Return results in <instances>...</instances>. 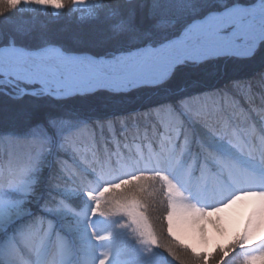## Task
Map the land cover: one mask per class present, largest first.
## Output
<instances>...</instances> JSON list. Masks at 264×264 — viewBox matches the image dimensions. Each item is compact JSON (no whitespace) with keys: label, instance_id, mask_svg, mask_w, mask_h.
Returning a JSON list of instances; mask_svg holds the SVG:
<instances>
[{"label":"snow or ice","instance_id":"6c2138e0","mask_svg":"<svg viewBox=\"0 0 264 264\" xmlns=\"http://www.w3.org/2000/svg\"><path fill=\"white\" fill-rule=\"evenodd\" d=\"M69 4L102 23L87 40L0 23V264H264V0H0V18ZM65 98L88 103L49 109Z\"/></svg>","mask_w":264,"mask_h":264},{"label":"rangeland","instance_id":"374dc122","mask_svg":"<svg viewBox=\"0 0 264 264\" xmlns=\"http://www.w3.org/2000/svg\"><path fill=\"white\" fill-rule=\"evenodd\" d=\"M72 5L69 4L64 11L63 15H53L51 11L45 13L43 11L37 12L25 8H21L20 10H12L11 18L4 21L0 18V23H2L3 27H15L18 25H23V27L29 31H33L39 33L40 31H47L50 33H55L66 40H73L75 37H81L85 40L89 38L91 34L94 33L95 30L102 27V23L100 21L92 20L89 18L81 19V16H88L87 5L83 6L82 11H77L72 13L69 11ZM27 20H31V22H27ZM27 22V23H25ZM30 23V24H29ZM34 23V24H32ZM68 99V98H67ZM66 98L60 102L66 101ZM72 100L71 102L77 106V109H81L88 102L77 100L74 98H69ZM68 99V100H69ZM60 102H52V104H56L59 107ZM93 108V107H89ZM53 113H56L57 110L53 108ZM20 148H15L16 151L24 150V144H17ZM23 146V147H22ZM0 151H3V147L0 146ZM259 199L256 197H244L242 200L237 201L236 203L230 205L229 207L223 209L219 213H213V218L219 217V222L222 227L225 229V233L223 235H219L215 233L211 226H209L210 236L213 238L211 243L208 246V250L212 251L216 244H227L234 236L239 234V232L244 227L245 221L248 218L249 214L252 212L253 208L258 206ZM162 212H152L149 211L150 222L153 225V228L158 236L159 242L161 244L171 243V238L167 237V225L166 222L162 220ZM158 215V219L156 217ZM153 219V220H152ZM264 234V233H262ZM178 235L181 236V239L185 242L192 243L193 238L191 233L188 232H178ZM175 247V246H174ZM175 250L181 256L184 255L182 249L176 247ZM160 252L164 254V257L172 261L173 264H180V261L174 260L172 256H170L164 248L159 249ZM158 264H162L157 258ZM238 264L239 259H237L233 264Z\"/></svg>","mask_w":264,"mask_h":264},{"label":"trees","instance_id":"16d2710c","mask_svg":"<svg viewBox=\"0 0 264 264\" xmlns=\"http://www.w3.org/2000/svg\"><path fill=\"white\" fill-rule=\"evenodd\" d=\"M27 22H31V20H27ZM27 22H25V23H27ZM30 24V23H29ZM32 24H34V23H32ZM241 76H243V74H240ZM210 83H216V84H218V82H216V81H212V82H210ZM220 86H222V85H220ZM67 99V98H66ZM69 99V98H68ZM66 100V101H63V102H60L59 103V107L56 105V104H52V102L48 105V107H49V109L53 112L54 110H53V108L54 109H56L57 110V112L56 113H61V112H71V111H73V110H75V109H77V106L76 105H74V103H72L71 101L72 100ZM259 104H260V101H259V99H256V101H255V103H253V105L254 106H256L257 107V109L259 108ZM241 105L244 107V108H246V106L248 105V104H245V102L244 101H241ZM80 110H83V107L80 109ZM90 113H93V112H96V109L93 107V108H88L87 109ZM112 111H115V109H113ZM25 150V149H24ZM24 150H21V151H17V152H23ZM149 214V213H148ZM158 215H156V217H157ZM157 219H158V217H157ZM153 220V219H152ZM167 237H169L168 235H167ZM169 239H170V237H169ZM171 240V239H170ZM237 260V258H234L233 260H230L229 261V264H233L235 261ZM237 264V263H236ZM239 264V263H238Z\"/></svg>","mask_w":264,"mask_h":264},{"label":"bare ground","instance_id":"6f19581e","mask_svg":"<svg viewBox=\"0 0 264 264\" xmlns=\"http://www.w3.org/2000/svg\"><path fill=\"white\" fill-rule=\"evenodd\" d=\"M194 95H196V94H194ZM249 107H252V108H256V109H257V107H256V106H253V104H251V105H247V106H246V109L249 108ZM22 147H23V146H22ZM15 148H20V147H18V146L16 145ZM24 148H25V145H24Z\"/></svg>","mask_w":264,"mask_h":264}]
</instances>
